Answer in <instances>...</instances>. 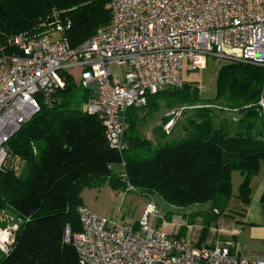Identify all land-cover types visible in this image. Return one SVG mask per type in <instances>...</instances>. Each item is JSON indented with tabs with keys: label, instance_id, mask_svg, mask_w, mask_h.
Returning <instances> with one entry per match:
<instances>
[{
	"label": "trees",
	"instance_id": "obj_1",
	"mask_svg": "<svg viewBox=\"0 0 264 264\" xmlns=\"http://www.w3.org/2000/svg\"><path fill=\"white\" fill-rule=\"evenodd\" d=\"M109 1L0 0V46L9 49L10 37L41 31L57 16L69 19L65 35L76 47L109 22ZM221 61L213 98L203 100L198 85L182 83L148 94L142 108H128L120 153L109 147L100 118L83 110L92 91L72 72L65 74L64 87L47 103L39 99L38 112L6 144L0 212L19 219L20 226L0 264H77L74 248L64 241L66 230H80L83 188L105 182L118 191L131 187L147 200L156 196L170 208L204 207L187 216L188 224L201 219L197 246L220 216L238 214L232 200L249 205L251 180L264 164V66ZM159 102L192 113L169 134L143 137L142 111L149 114ZM234 173L241 178L235 190Z\"/></svg>",
	"mask_w": 264,
	"mask_h": 264
},
{
	"label": "built area",
	"instance_id": "obj_2",
	"mask_svg": "<svg viewBox=\"0 0 264 264\" xmlns=\"http://www.w3.org/2000/svg\"><path fill=\"white\" fill-rule=\"evenodd\" d=\"M109 10V22L76 47L65 35L69 19L57 16L41 31L10 37L9 49L0 46V171L8 140L73 70L92 91L83 110L100 118L109 147L120 153L126 110L144 107L162 88L180 87L184 60L192 71L205 69L209 58L264 66V0H110ZM188 108L168 112L166 134ZM77 215L80 230L67 229L64 237L77 264H264L237 253L231 239L197 246L166 233L154 224L160 211L152 197L135 224L110 222L84 205ZM19 226L0 212L1 255L12 251Z\"/></svg>",
	"mask_w": 264,
	"mask_h": 264
},
{
	"label": "rangeland",
	"instance_id": "obj_3",
	"mask_svg": "<svg viewBox=\"0 0 264 264\" xmlns=\"http://www.w3.org/2000/svg\"><path fill=\"white\" fill-rule=\"evenodd\" d=\"M221 64H223L222 61L216 62L211 58H209L205 69L192 71L190 70L188 62L184 60L183 70H182V83L183 84L195 83L196 85H198L201 91L200 97L203 100L211 99L214 97L215 94V75ZM118 70L119 69L116 68L114 65L112 66L113 73L118 72ZM72 74L74 75V78L77 81H79L80 79L79 70H73ZM177 107L179 106L174 105L169 108L164 102H159L158 107L155 110L151 111L149 114H147L146 110L142 111V115H146V117L142 120V122H140L138 126V130L141 136L150 137L153 139L155 138V136L159 137L160 134L164 131L166 123L170 120V117H167L168 112L171 111L172 109H176ZM191 113L192 111L188 110L182 116H179L174 121L175 127H177L180 123H184L186 117L190 116ZM165 120L167 121L164 122ZM261 173H262L261 177H264V170H262ZM239 178L240 176L238 173L233 174L234 190L237 188ZM120 192H124V195L127 197L126 199H124V201L122 200L120 194H118L119 191L113 189L108 182H105L99 187L83 188V190L81 191V197L85 206H88L89 209H93L94 211H96L97 216L101 218L107 219L110 222H118L116 224H125L124 222H126L127 224H133L135 221L137 223L142 216L139 215L141 210V203H142L141 195L132 189H128L126 191H120ZM154 199L159 202L162 201L160 198L156 196H154ZM237 203L238 202L234 200H232L231 202L232 205H236ZM163 204L166 205L164 202ZM196 208L197 210L205 209L202 206H198ZM219 218L220 221L218 222V224L220 225L218 226H224L226 225L224 222L229 223V221H231V217H228L227 215H222ZM177 220L179 221V218H177ZM165 222L169 223L166 220V218H164L155 221L154 224L155 226H157V224L162 226L164 225ZM187 226L184 227L185 230L187 229ZM243 226H245L244 223ZM172 232H175V230H173ZM186 236L192 242H196L199 239L200 233L197 230V228L193 225L192 229H190L188 235ZM237 241L238 242L236 246L238 250L240 249L242 253L243 252L248 253L250 255L248 258L262 259V258H257L256 256L257 253L264 252V240H262V238L256 240V237H253L246 229L241 233L237 234Z\"/></svg>",
	"mask_w": 264,
	"mask_h": 264
},
{
	"label": "crops",
	"instance_id": "obj_4",
	"mask_svg": "<svg viewBox=\"0 0 264 264\" xmlns=\"http://www.w3.org/2000/svg\"><path fill=\"white\" fill-rule=\"evenodd\" d=\"M262 170H264V164H261L259 173L257 174V176H255L251 180V183H250L251 202L249 203V205L243 206L240 203H237L236 204L237 206L233 205L237 209V211H239L238 214H235L234 217L228 216V217H231V221H229V223L224 222L226 224L224 226H218L220 225L218 224V222L220 221V218H218L216 222L210 225L207 236L202 244L209 245L215 239H220V240H227V239L232 240L233 239L235 241V248L237 250V253H239L240 255L249 257L250 255L248 253L246 252L242 253L240 249L238 250L236 246L238 242L237 234L247 229L253 237H256V240H259V238H262V240H264V204L260 202L262 191H264V177H261ZM240 179L241 178L238 179V183L240 182ZM118 194H120L123 201L124 199L127 198L124 195V192L119 191ZM141 199H142V203H141V210H140L139 215H142L145 209L146 203H147V199L145 197L141 196ZM153 200L160 211V217L157 220L166 218V214H169V213L171 214V219L169 223L165 222L164 225L162 226L157 224V227H161L162 230L167 233H170L173 230L177 231L178 233L180 232L181 228L188 225L187 229L184 230L186 232L183 233V236H186L188 235V232L190 231V229H192V226L194 225L199 231V233L201 232L202 225H201V219L199 217H195L193 219L194 224L192 225L188 224V221H187V216L197 211H201V210H197L196 207L188 208L185 210L174 209V208L167 207L166 205L163 204L162 201L159 202V201H156L155 199ZM83 205L85 206L84 203ZM85 207L89 209L88 206H85ZM89 210L94 214L97 213L93 209H89ZM177 218H179V221L177 220ZM115 223H118V222H115ZM124 223L127 224L126 222ZM135 223L136 221L133 224ZM243 223L245 224V226H243ZM196 242H193V243H196ZM256 256L257 258L264 259V252H259L257 253Z\"/></svg>",
	"mask_w": 264,
	"mask_h": 264
}]
</instances>
